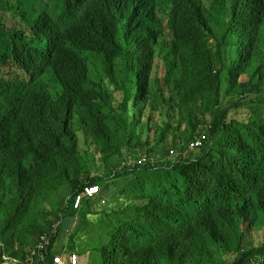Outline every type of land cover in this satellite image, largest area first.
Wrapping results in <instances>:
<instances>
[{
  "label": "trees",
  "instance_id": "1",
  "mask_svg": "<svg viewBox=\"0 0 264 264\" xmlns=\"http://www.w3.org/2000/svg\"><path fill=\"white\" fill-rule=\"evenodd\" d=\"M57 1L0 2V264H264V0Z\"/></svg>",
  "mask_w": 264,
  "mask_h": 264
},
{
  "label": "rangeland",
  "instance_id": "2",
  "mask_svg": "<svg viewBox=\"0 0 264 264\" xmlns=\"http://www.w3.org/2000/svg\"><path fill=\"white\" fill-rule=\"evenodd\" d=\"M2 0H0V2H1ZM204 2H205V4H206V6L207 7H209V9H213V2H214V0H204ZM48 4V8L51 10V13L53 14V15H55L56 14V10H55V8L58 6V1L57 0H38V5L40 6V5H47ZM55 7V8H54ZM42 9H44L43 7H42ZM0 15H3V16H7V14H6V11L2 8V5H0ZM5 18V17H4ZM215 21V24H214V26H216V28H217V33L220 35L221 33H222V30H224L225 29V24L223 23V22H219V20H214ZM51 87L54 89V87H55V85H51ZM255 110H261L262 112H264V107H256V108H254ZM206 137V133L205 132H203L202 134H201V136L200 137H197V140L199 141V140H201V139H203V138H205ZM168 144H169V142H168ZM189 154V153H188ZM190 154H193V155H195V154H200V152H199V150H196V151H191L190 152ZM143 157H140V159H142ZM89 160H86L85 161V165L87 164V162H88ZM112 162H114L115 163V161H112ZM91 164V163H90ZM127 163L125 162V165H126ZM158 166L160 165V163H158L157 164ZM109 167H110V165H109ZM101 169V172H100V174H102V175H104V176H106L107 175V169L108 168H105V167H101L100 168ZM92 174L91 175H95L96 174V172H94V171H92L91 172ZM147 184V185H146ZM146 187L148 188V185L150 184V181L149 180H147L146 181ZM103 185H105V183L103 184ZM117 185H119L118 184V180H115L114 182L113 181H110L109 182V185H108V187H107V190L109 191V195L107 196L106 194H105V192H102V195L104 196L103 198L106 200V201H108L109 200V202H108V205H111L112 204V202L114 201V194H116V198H117V194L119 193V188H118V186ZM120 194V193H119ZM120 195H122V196H124V198H122V197H120V202H125L126 200H127V193H124V194H120ZM95 196V195H94ZM129 196V195H128ZM103 205H105V204H103ZM60 242H58L57 244H56V246H55V253H54V256H56V255H60V256H62L63 258H65V256H66V254H69L68 252H67V248L65 247V245H66V242H68L69 241V233H64L61 237H60V240H59ZM92 245H93V243H92ZM66 250V251H65ZM66 253V254H65ZM79 254H81V258H80V264H95L96 263V260L98 259V255H97V252L93 249L92 251H87L86 250V243H85V247H83L82 248V251L81 252H79ZM263 254L264 253H261L260 255H258L257 257L258 258H260L261 256H263ZM51 257V256H50ZM69 263V261H68V259H65V261L63 262V264H68ZM5 264H12V263H5ZM49 264H52L50 261H49Z\"/></svg>",
  "mask_w": 264,
  "mask_h": 264
},
{
  "label": "built area",
  "instance_id": "3",
  "mask_svg": "<svg viewBox=\"0 0 264 264\" xmlns=\"http://www.w3.org/2000/svg\"><path fill=\"white\" fill-rule=\"evenodd\" d=\"M204 141H205V138L199 140L192 147L196 148V150H197L203 145ZM128 161H129V164H141L142 165L143 163L146 162V159L143 158V159H141L137 162H133V163H131V159H128ZM100 191H101V186L98 184H87V185H85L83 188V191L75 197L74 208L80 207L81 201H82L84 196L92 197V196L98 194ZM46 243H47L46 241L44 243H41L38 246V250L33 251L31 253V255L24 261L12 259L9 257H4L3 260L5 261V263H12V264H34V261H33L34 255H36V252L44 250ZM66 257L69 261L68 264H80L79 256L77 254H75V253H71L69 255L67 254ZM52 258H53L54 264H63V262H64V258L60 255H56V256L52 255Z\"/></svg>",
  "mask_w": 264,
  "mask_h": 264
},
{
  "label": "bare ground",
  "instance_id": "4",
  "mask_svg": "<svg viewBox=\"0 0 264 264\" xmlns=\"http://www.w3.org/2000/svg\"><path fill=\"white\" fill-rule=\"evenodd\" d=\"M197 142H198V140H197ZM173 153H174V152H173ZM142 159H143V158H142ZM145 159H146V158H145ZM139 160H141L140 157L137 158V160H134V159L131 158V163H133V162H137V161H139ZM146 162H147V161H146ZM126 163L129 164V161H127Z\"/></svg>",
  "mask_w": 264,
  "mask_h": 264
},
{
  "label": "clouds",
  "instance_id": "5",
  "mask_svg": "<svg viewBox=\"0 0 264 264\" xmlns=\"http://www.w3.org/2000/svg\"><path fill=\"white\" fill-rule=\"evenodd\" d=\"M206 142H207V136L205 137V141L203 142V145L199 149H202ZM199 149H197V150H199Z\"/></svg>",
  "mask_w": 264,
  "mask_h": 264
}]
</instances>
